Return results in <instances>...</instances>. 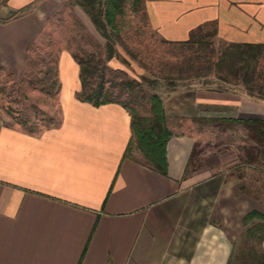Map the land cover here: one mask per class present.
<instances>
[{
  "label": "crops",
  "instance_id": "1",
  "mask_svg": "<svg viewBox=\"0 0 264 264\" xmlns=\"http://www.w3.org/2000/svg\"><path fill=\"white\" fill-rule=\"evenodd\" d=\"M65 1L0 0V64L22 68L29 44ZM144 11L166 39H186L214 20V42L264 41V0H144ZM57 61L56 122L36 129L0 117V264H228L240 237L264 264V237L246 234L260 218L244 219L250 209L264 213L263 160L248 157L246 143L236 171L224 139L212 158L189 166L201 153L195 123L225 130L234 117L264 118V97L186 81L164 105L171 134L162 172L128 147L127 105L77 97L78 62L69 49Z\"/></svg>",
  "mask_w": 264,
  "mask_h": 264
},
{
  "label": "rangeland",
  "instance_id": "2",
  "mask_svg": "<svg viewBox=\"0 0 264 264\" xmlns=\"http://www.w3.org/2000/svg\"><path fill=\"white\" fill-rule=\"evenodd\" d=\"M73 5L72 0H66L51 14L22 68L12 69L0 64V117L5 121L19 123V119L25 117L27 124L35 122L34 127L38 129L59 119L58 80L53 73L55 65L51 61L54 57L50 53L56 54L58 60L63 49L89 51L95 47L96 39L102 44V55H105V38L93 23L86 26ZM111 32L117 53L105 59V84L110 87L111 95L124 102L131 111L150 113L152 93H157L164 109V105L172 98L170 94L175 95L181 91L186 81L200 83L202 86L216 84L217 80L212 78V73L198 77L189 75L187 79L174 77L176 73L185 74L194 70L193 67H187L188 59L185 58L190 49L186 43L161 40L140 12L127 13L120 30ZM213 44L218 46L219 42ZM261 63L264 66V58ZM222 83L229 88L244 90L241 84ZM170 124L175 128V121L171 120ZM195 125L201 131L200 144L196 145L201 153L195 154V157L192 154L194 159L189 166L201 164L204 158H212L213 146L226 139L223 145L227 148V154H224L226 162L235 164L236 171H240L241 163L244 162L243 146L248 143L250 147L253 143V138L247 135L241 123L234 122L230 129L225 130L212 122H197ZM248 173L256 176L255 170ZM258 175L261 182L264 172L259 171ZM251 256L246 251V242L240 237L234 242L228 264H259Z\"/></svg>",
  "mask_w": 264,
  "mask_h": 264
},
{
  "label": "trees",
  "instance_id": "3",
  "mask_svg": "<svg viewBox=\"0 0 264 264\" xmlns=\"http://www.w3.org/2000/svg\"><path fill=\"white\" fill-rule=\"evenodd\" d=\"M72 2L84 9L97 31L105 38L104 56L102 44L96 39H94L95 47L89 51L70 48L79 64L80 87L75 94L94 104L117 100L118 98L111 95L110 87L105 84V59L117 53L111 30L119 31L124 16L131 12H140L147 23L144 0H72ZM215 33V21L206 20L193 27L186 39L171 40L160 36L163 41L186 43L190 49L185 58L188 59L187 67H193L194 70H189L185 74L176 73L174 77L188 78L189 75L198 77L212 73V78L217 80L214 86L218 89H230L222 82L241 84L248 94L264 97V66L261 63L264 58V41L222 40L218 46H215L213 44ZM36 42L37 39L29 44L26 58ZM50 55L54 57L51 62L55 65L53 73L56 74L57 55L54 53ZM151 98L150 113L138 114L130 110L131 135L128 147L133 145L138 148L145 161L165 172V144L171 130L165 123L160 97L157 93H152ZM26 120L27 118L21 117L19 122L28 128L34 127L35 122L27 124ZM233 122L241 123L249 136L254 139L247 156L252 159L258 156L264 162V118L234 117ZM252 216H258L260 220L249 225L246 234L250 240L253 238L259 241L264 237V213L250 209L244 214V219Z\"/></svg>",
  "mask_w": 264,
  "mask_h": 264
}]
</instances>
